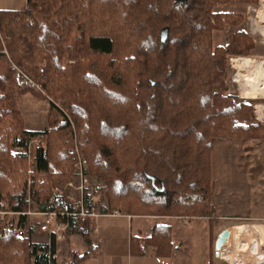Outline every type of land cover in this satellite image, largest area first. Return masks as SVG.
Wrapping results in <instances>:
<instances>
[{"label": "trees", "instance_id": "16d2710c", "mask_svg": "<svg viewBox=\"0 0 264 264\" xmlns=\"http://www.w3.org/2000/svg\"><path fill=\"white\" fill-rule=\"evenodd\" d=\"M259 2L28 0L22 10H0V209L3 202L27 209L29 196L51 209L54 188L73 174L77 146L103 181L101 212L212 220L216 140L264 139L255 104L229 82V57L249 56L255 42L243 14L215 7ZM229 25L241 28L215 45L214 32ZM29 92L51 99L46 144L31 171L26 156L12 152L42 133L24 127L19 102ZM71 230L89 251L66 264H81L94 246L92 221L76 219ZM148 245L172 256V225L132 238L134 252ZM51 248L56 253L55 241ZM0 264H50L47 246L18 237L0 216Z\"/></svg>", "mask_w": 264, "mask_h": 264}, {"label": "crops", "instance_id": "0c3cea01", "mask_svg": "<svg viewBox=\"0 0 264 264\" xmlns=\"http://www.w3.org/2000/svg\"><path fill=\"white\" fill-rule=\"evenodd\" d=\"M27 6L28 0H0V10L18 11ZM258 119L264 121V117H258ZM223 139L226 140L223 152L228 156L227 167L229 169L226 171V168L219 167V185L225 190L222 195L220 194V198L216 199L218 212L212 220L208 217L192 220L167 216L130 215L124 211L100 213L93 222L90 233L94 246L90 250L89 257L82 260L81 264H173L172 261L177 256L189 262L191 252H193V250L190 251V247L194 239V234L190 231L192 221L197 222L199 230L204 231L206 228L211 242V248L208 246L207 251L208 255L212 254V258L209 259L210 264L218 259L225 260L224 257L218 258L215 255V242L219 233L227 226H234L235 230L238 225L236 221L239 220L264 221V139ZM226 172L229 175H226ZM228 189H232L233 192L228 193ZM161 223L172 225L175 244L173 255L156 256L155 249L151 245L145 247V254L134 252L132 238L139 237L144 240L152 234L154 226ZM254 232L256 233L252 229L247 231L248 234ZM236 237L237 234L234 231L231 244L224 250L232 247ZM259 242L257 239L256 252L262 253L259 250ZM141 245L144 247L145 243L142 242ZM183 247L187 250H183ZM87 251H89L88 243L81 234L74 230L69 231L65 240L56 243V254L63 258L70 259L73 254L81 256ZM184 253L190 255L185 257ZM256 263L262 264L258 258H256Z\"/></svg>", "mask_w": 264, "mask_h": 264}, {"label": "rangeland", "instance_id": "374dc122", "mask_svg": "<svg viewBox=\"0 0 264 264\" xmlns=\"http://www.w3.org/2000/svg\"><path fill=\"white\" fill-rule=\"evenodd\" d=\"M215 11L216 12L240 13L245 16V22L243 23L242 26H245L248 29V33L250 34V36L253 38L255 42V48L251 51V54L249 56H243V58H248L250 60L247 62L250 64V66H246L245 69L242 71L240 70L241 80L243 81V83L236 82V81L234 82L232 80L234 75L237 72H240L238 70L239 65H242L243 62L239 61L241 64L239 63L238 65L235 64L234 62L236 67L235 66L233 67L231 65L230 59L240 57V56H230L229 57V63H230L229 82L231 84L232 90H237L239 92V96L241 99L251 101L255 104V113L256 112L258 113L257 108L260 109L258 113L259 115L258 114L256 115L257 118L258 117L263 118L264 117L263 115L264 98L251 99V98H245L242 95L243 93H250V91H248L250 88L249 86H246L245 89H243L244 83L246 84V81H244L243 78H245L246 75H250L252 73L254 67L256 66L258 62L262 60L264 61V4L262 3V0H260L259 4L257 5L244 4V3L243 4H219L215 7ZM240 28L241 27L236 28L234 26L229 25L223 31H215L213 34V41L215 45H226L231 40L232 34ZM261 82H263V84H261L262 89L260 87L259 92L262 95H264V81H261ZM50 100H51L50 98L48 99L39 98L35 96L33 93L29 92V93H26L19 102V107L22 112V116L24 120V127L26 129H33L32 131L38 130L39 132H42L39 135L35 136L38 138V140H36L35 142L31 141L30 149L28 147L30 154L26 155L22 153L21 151L22 149H20L19 147L12 148L13 153L26 156L28 166H29V171H31L34 168V155H35L37 148L39 146H43V145L45 146L46 144V135L45 133H43V131L49 128V125H50V114H51ZM52 117L57 120L62 119V116H60L56 112H52ZM261 122H264V121H261ZM226 139H245V138L227 137ZM224 142H226L225 139L218 138L216 140V143L214 145V149L212 152V167H213L212 177H213V180L215 181V190H214L215 203H216V199H219L220 194L222 195L223 191L225 190V189L220 188V185H219V181H220L219 180L220 179L219 167L226 168V171H228L229 169V167H227L229 163L228 156L227 154H224L223 152ZM236 154H238V152ZM226 175H229L228 172H226ZM90 179H91V184L89 186V192L91 194L90 196L93 197V200H95L101 212V206H104L107 203L105 190L102 189V186L104 184L102 180L93 176L91 172H90ZM232 192H233L232 189H228V193H232ZM175 218H178V217H175ZM192 220H196V219H192ZM236 223L238 225L240 224L251 225L250 229H252V231H256V233L255 232H254L255 234L246 233L244 236L241 234H237V237L232 247L229 248L228 251L233 250L234 253H236L235 255H237V259L242 260L244 264H259V263H256V258H257L256 250L258 249V247L257 245L253 247V242L255 238L259 239L260 241L259 250L264 254V234L263 235L261 234L262 232H264V221L262 220L261 221L260 220H239V221H236ZM191 226H192V229L190 231H192V233L194 234L193 235L194 239L192 241L193 247L192 246L190 247V251L193 250V252H191V255L189 253L187 254L184 253L185 257L188 254L191 256L189 259V262L186 259L185 260H182V258L179 259L178 256L172 262L173 264H210L209 259L212 258V254L208 255L207 251L209 248H211V242H210L209 236L206 233V228L204 231L199 230L197 222L195 221L194 222L192 221ZM26 238H30L33 243L42 244L45 241V237L43 235H40L34 231L28 233ZM183 250L186 251L187 248L184 249L183 247ZM71 259H72V256L70 259H68V258H63L57 255L56 264H66V261L71 260ZM211 264H232V263H229L224 259H218L216 260L215 263L212 262Z\"/></svg>", "mask_w": 264, "mask_h": 264}, {"label": "built area", "instance_id": "2783aa9c", "mask_svg": "<svg viewBox=\"0 0 264 264\" xmlns=\"http://www.w3.org/2000/svg\"><path fill=\"white\" fill-rule=\"evenodd\" d=\"M242 58L243 56L231 58V65L234 67V62L237 63ZM238 74L239 72L234 75L232 79L234 82H238L236 80ZM247 76L243 78L245 81ZM36 140L38 138L34 136L27 145L19 147L22 149V153L30 154V143ZM73 152L76 157L73 174L67 182L54 188L49 200L51 209L42 210L39 203L33 200L31 196L28 197L27 209H7L8 204L6 202L2 203L0 209V216L8 219L18 237H26L32 231L45 237L43 244L47 246L50 264H53L57 258V254L52 252L53 242L65 240L76 219L89 218L95 222L101 213L89 192L91 179L88 160L77 146L73 148Z\"/></svg>", "mask_w": 264, "mask_h": 264}, {"label": "bare ground", "instance_id": "6f19581e", "mask_svg": "<svg viewBox=\"0 0 264 264\" xmlns=\"http://www.w3.org/2000/svg\"><path fill=\"white\" fill-rule=\"evenodd\" d=\"M262 3L264 4V0H262ZM240 61H242V65H239V71L244 70L246 66H250L249 63H247L248 61H250L248 58H242ZM253 62V61H251ZM240 62H237L235 64H239ZM247 63V64H246ZM241 64V63H240ZM254 67V65H253ZM241 71L239 72V74L236 76V80L240 83H243V81L241 80ZM245 81V80H244ZM264 81V61H260L256 64V66L254 67L252 73L250 75H248L247 80H246V84L244 83L243 85V89H245L246 86H249V90L250 93H243V97L245 98H251V99H257V98H264V95H262L259 92V88L261 87V84H263ZM260 107V106H259ZM257 108V106H256ZM261 108V107H260ZM259 108H257V111L259 113ZM253 226V225H252ZM251 228V226L249 225H237L235 228V234H241L244 236L245 233H247V231H249V229ZM263 229V228H262ZM262 234H264V232H262ZM258 238H255L254 242H253V247L256 244ZM253 250V249H251ZM224 252V258L225 260H227L229 263L232 264H241V260L237 259V255H235L236 253H234V251H228L227 249L223 251ZM257 258L259 261L262 262V264H264V254L263 253H257Z\"/></svg>", "mask_w": 264, "mask_h": 264}, {"label": "water", "instance_id": "95a60500", "mask_svg": "<svg viewBox=\"0 0 264 264\" xmlns=\"http://www.w3.org/2000/svg\"><path fill=\"white\" fill-rule=\"evenodd\" d=\"M169 37V28L166 27L162 30V41L166 42ZM234 226H227L224 228L219 235L217 236L215 242V255L218 258L224 257V252L222 251L224 248L228 247L234 237Z\"/></svg>", "mask_w": 264, "mask_h": 264}]
</instances>
